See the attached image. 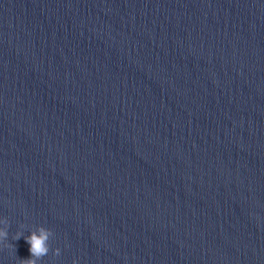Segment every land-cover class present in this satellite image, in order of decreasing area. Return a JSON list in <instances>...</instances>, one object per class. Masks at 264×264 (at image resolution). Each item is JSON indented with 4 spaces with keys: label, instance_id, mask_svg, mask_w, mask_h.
Masks as SVG:
<instances>
[{
    "label": "water",
    "instance_id": "water-1",
    "mask_svg": "<svg viewBox=\"0 0 264 264\" xmlns=\"http://www.w3.org/2000/svg\"><path fill=\"white\" fill-rule=\"evenodd\" d=\"M5 218L0 264H264V0H0Z\"/></svg>",
    "mask_w": 264,
    "mask_h": 264
},
{
    "label": "clouds",
    "instance_id": "clouds-1",
    "mask_svg": "<svg viewBox=\"0 0 264 264\" xmlns=\"http://www.w3.org/2000/svg\"><path fill=\"white\" fill-rule=\"evenodd\" d=\"M0 224H3L4 227L0 228V242L7 240L8 238V220L0 219ZM23 227V225H21ZM21 236H24L22 232H17L13 237L14 240H18ZM53 236V232L45 228L44 226H39L35 230L31 231L30 236H24L26 242L30 245V259L20 260V264H37V261L45 257L49 252V239ZM53 254L58 256L60 255V249L56 248L53 250ZM73 264H77L76 260H73Z\"/></svg>",
    "mask_w": 264,
    "mask_h": 264
}]
</instances>
